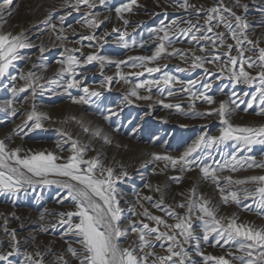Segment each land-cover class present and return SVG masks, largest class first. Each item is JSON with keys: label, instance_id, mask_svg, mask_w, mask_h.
<instances>
[{"label": "rangeland", "instance_id": "obj_1", "mask_svg": "<svg viewBox=\"0 0 264 264\" xmlns=\"http://www.w3.org/2000/svg\"><path fill=\"white\" fill-rule=\"evenodd\" d=\"M70 1L13 0V6L6 10L3 16H0V30L13 34L23 32L27 41L31 44V47L20 50V58L14 60L5 76L0 78V140H4L9 149L22 148L24 150L22 154H26L27 150L31 149L34 152L50 151L57 155L67 156L69 154L67 149L71 143L68 141V136H71L72 139L78 140L81 145L90 149L85 156L86 159L95 156L100 157L103 154H111L120 158V160L132 158L131 166H137L138 171L132 173L131 170H127L128 176L121 177L117 182L123 227L125 228L128 227L129 219L139 221L141 218L134 215V211L142 212L141 203L151 213L163 216L169 220V223L175 222L174 220L171 221L164 212L153 207V203L159 200L152 196V193H156L153 189L156 188L157 183H162L160 186L164 187L165 191L173 189L174 194L178 195L180 203L185 201V197L189 195L190 190L195 189L197 196L202 195L209 201L210 199L217 201L218 206L224 205L218 188L211 190L206 188L201 182H196V184L185 183L187 179L182 177V175L191 174L192 172L193 174L200 173L199 168L191 172H180L178 170L179 165L175 169L171 167L172 172L175 173L169 177L166 176L164 179L162 177V166L165 161H158L155 156L170 155L179 157L199 136H218L220 134L219 129L223 127V124L217 116L201 117L193 114L207 113L210 109L217 108L221 101L226 102V106L237 105V109L241 114L238 117L229 116L233 125L253 127L264 125V116L255 114L261 108L258 102L253 103L252 108H248L245 111L247 104L251 102L252 95L256 93V85L236 83L234 79H229L227 72H221L216 64H206L205 68L208 70L206 73L204 69H192L191 63H186L179 56H164L156 63L147 65L148 67H160V72L149 76L145 71L144 75L138 78L130 74L144 71V69H134L124 65L117 69L114 64L108 63H105L104 67L101 68L99 62L94 61L77 69L76 79L81 80V88L65 90L63 85L65 80L70 77H61L59 74L60 64L57 63V61L64 59L69 54L64 49H80V51L75 53L80 59H84L87 54L96 52L112 60H128L129 57L153 54L159 40L153 35L152 30L159 29L162 25L171 27L173 20L177 21L179 27H187V25L183 26L187 20H177L186 12V10L184 13L178 10L177 0H169L170 2L172 1V4L168 3L173 7L172 9H170L168 4L163 3V0H137L136 6L132 5V7H141V9L134 10L132 8L131 11L127 12L128 14L138 13L141 19L139 22L131 23L133 29L129 27L124 30L120 29L118 32H114L113 29H116L117 24L122 19L118 18L115 9L129 4L130 0H106L104 4H101L100 0H90L94 4L93 8L89 9L86 6H80L78 11L73 7L76 4ZM236 1L223 0V5H226L227 8L231 7L232 11L245 18L246 21L256 16L261 17L259 22L254 25L260 33V40L254 39L252 41L256 42L258 48H264V0H239V3ZM189 2L200 8L203 5L217 4L218 0H189ZM207 2L210 3L207 4ZM0 3H3V0H0ZM165 5H168V8ZM175 5L177 6L174 8ZM235 5L236 7H234ZM9 12L12 14L9 15ZM127 12L121 13L123 18H125L124 15ZM69 13L71 14L69 15ZM88 13H92L97 21L102 22L99 27L90 29L81 23H77L78 21H83ZM226 14L224 15L228 18V14ZM50 15L52 16L51 22L57 25L56 31H53L49 26L48 17ZM203 15L204 11H201L200 16L203 17ZM62 16L65 19L63 21V31L61 32L60 18ZM200 20L203 24V19L200 18ZM233 23L235 22L233 21ZM125 31L127 33L125 39L129 43L127 48L118 39V37L124 36ZM219 31L223 30L219 29ZM58 33L66 36L67 39L58 40ZM109 33L110 35H108ZM93 34L98 38L106 37L107 42L104 40L81 41L83 36ZM177 34L178 30L169 32V35L174 38ZM160 35H163V33H160ZM133 40L136 42L135 45L132 44ZM142 41L144 42L143 47L140 46ZM227 42L230 43L229 41ZM203 43L205 42L202 41L201 44ZM89 44L92 47H89ZM41 47L45 48L44 52L40 51ZM245 47L250 46L246 44ZM173 48L180 50L191 48L196 50V45L195 42H190L188 38L181 36L178 41H174L168 50L171 51ZM224 51V48L219 49L221 53ZM197 54L201 53L197 52ZM232 54L237 55V52L234 50ZM250 54L253 53L250 52ZM250 54L249 52L245 53L246 56H251ZM190 55L191 53H189ZM181 69L184 70L181 71ZM121 71L128 79L132 80V83L125 84L123 80L119 79L118 72ZM29 72L34 73L35 77L42 78L38 81L41 82L40 84L43 87H38L35 95L31 94V89L25 92H13L14 87L25 86V81L20 79V77L21 75H27ZM164 73L174 76L178 81L183 82L169 86L174 95H167L168 88H165L164 94L161 95L156 87L152 88L151 93H148L143 88L137 89L139 95H151V100L153 101L141 100L129 95L133 84L139 80L158 79ZM108 76L113 77L111 84L106 82V77ZM188 81H196V84L191 89L192 92H206L207 95L213 97L215 103L209 105L204 102L203 96H201L195 101V107H192V97L188 92L181 91L182 88L188 86ZM202 82L211 83V88L203 89ZM83 87H87L89 93L100 92L101 95L92 96L85 94L81 90ZM81 95H84L89 101L88 104L72 102V97ZM161 100L163 104L158 102ZM164 104H179L182 111H178L175 108H165ZM33 106H35V110L38 113L46 114L49 117V119L41 120V128L23 127L27 121L28 114L33 110ZM13 110H15V114H13ZM27 123L31 124L32 122L27 121ZM84 127H87L89 131L84 132ZM96 130L101 131V136H93ZM15 133H19V135ZM103 137H107L111 140V143H105ZM61 149H65V151H61ZM200 155L204 163L214 167L231 159L232 155H236L238 158L254 157L257 162H260L264 161V145L254 144L249 151L248 149L241 150L240 146L234 141H229L225 144L214 145L212 148L204 149ZM255 170H259L258 172L264 171V169H248L245 167L237 172L226 170L218 173V175L221 178V184H223V178L226 176L245 178L254 175V172H257ZM172 177L182 178L181 182H174ZM231 187L234 189L239 188V186ZM251 187L254 188L255 185H251ZM65 194L66 190L56 184L26 185L15 196L7 192L0 193V205L4 208L13 207L14 209L26 210L37 214L45 212L46 215L51 216L48 220L46 219L45 229L47 231L44 234L45 239H56L61 244H64L62 247L64 253H56V261L57 257L65 256L64 254L68 252L69 244L72 247H79L74 242L71 233L64 235L67 225L61 226L59 223V213L73 210V205L67 200L63 203L58 202ZM144 197H152V201L144 200ZM246 200L248 201L242 203V205H251L253 209H257L258 201ZM164 203L168 205L166 202ZM233 207L235 209L233 212L238 217V223L249 224L256 229L264 228V222H248L253 210L247 211V214L245 213L246 211H240V208L242 210L243 207L236 204ZM51 208L54 211H51ZM237 208L239 209L237 210ZM176 210L181 215L185 211L183 209ZM225 210H227L226 207ZM216 213L218 218H229L218 215V211ZM260 218L263 217L260 216ZM145 222L148 221L145 220ZM193 227L197 236L202 235L203 227L200 220L194 219ZM35 228L36 226L32 225L27 227V230H34ZM13 230H15L16 237L27 231L22 225H17L7 228L5 230L6 235L11 234ZM27 239L32 241V244L35 241L34 237H28ZM136 241V235L130 233L127 237L122 238L121 242L125 247L129 245L135 247ZM153 242L158 243L156 241ZM38 246L41 247L42 245L38 244ZM185 248L189 251L191 259L195 260L197 264H204V256H227L226 249L234 252L237 256L240 255L234 247L229 245L224 247L220 245L213 246V238L211 236L207 244L201 242L200 251H197L193 245H185ZM155 251L159 254H164V249L162 248L157 247ZM200 252L203 253V256L200 255ZM227 258L231 259L230 256ZM9 260L11 264H23V252L14 253L13 256L9 257ZM21 261L22 263H20ZM0 264H3V262H0ZM209 264H212V262H209ZM233 264H239V261H233Z\"/></svg>", "mask_w": 264, "mask_h": 264}, {"label": "snow or ice", "instance_id": "obj_2", "mask_svg": "<svg viewBox=\"0 0 264 264\" xmlns=\"http://www.w3.org/2000/svg\"><path fill=\"white\" fill-rule=\"evenodd\" d=\"M105 2L106 0H100L101 4ZM177 3L182 9H194L198 20L195 23L191 19L187 20L185 22L187 27L185 28H180L177 21L173 20L171 27L162 25L159 29L152 30L153 35L159 40L152 55L129 57L128 60H112L107 56L93 52L84 56V59H80L75 55L80 49H64L69 54L57 63L60 64L59 74L61 77H70L65 80L63 85L65 90L81 88V80L76 79L77 69L94 61H98L101 68L104 67L105 63H108L114 64L117 69H120L121 65L134 69H144V71L130 74L138 78L143 76L145 71L149 76L161 71L160 67H148V64L156 63L164 56H179L186 63L190 62L192 69H204L207 73L208 70L205 65L216 64L221 72H227L229 79H234L236 83L255 84L256 93L252 95L251 102L247 104L245 111L252 108L253 103L258 102L261 108L255 114L264 116V48H258L256 42L248 39L246 30L249 25L246 19L224 6L223 0H218L216 7L207 10L202 7L197 8L189 0H177ZM136 4L137 0H130L129 4L117 7L115 12L118 18L124 19L121 13L131 11L132 5ZM81 5L89 9L94 7L90 0H76V5L73 7L78 11ZM12 6L13 0H3V3H0V16H3L5 11ZM244 7L246 8V6ZM201 11H204L203 17L200 16ZM224 13H228V18L225 17ZM11 14L9 12V15ZM200 18L203 19V24L199 23ZM64 19L63 16L60 18L61 32L63 31ZM51 21L52 16L50 15L48 17L49 26L53 31H56L57 25ZM77 23L95 29L102 22L97 21L92 13H88L83 21ZM124 23L127 25L128 20L124 19ZM220 28H223L224 31H219ZM177 30L178 34L175 38L169 35L170 31ZM113 31L118 32L119 29H113ZM126 36L127 33L125 32L124 36H120L118 39L127 48L129 43L125 39ZM181 36L188 38L190 42H195L196 50L173 48L169 51V47ZM57 39L66 40L67 37L58 33ZM228 39L234 43H228ZM83 40H104L107 42L106 37L98 38L94 34L83 36L81 41ZM202 41L205 43L201 44ZM135 43L133 40L132 44L135 45ZM143 43L142 41L141 47H143ZM245 44L250 47L246 48ZM88 46L92 47L91 44ZM28 47H31V44L23 32L13 34L0 30V78L8 72L12 62L20 58V50ZM220 48H224L225 51L219 52ZM210 49L211 51H209ZM234 50L237 55L232 54ZM40 51L44 52L45 48L41 47ZM197 52L201 54H197ZM246 52H252L253 55L246 56ZM189 53H191L190 56ZM248 69H258V71L253 75ZM183 70L181 69V71ZM118 75L125 84L132 83V80L128 79L122 71L118 72ZM20 79L25 81V86L14 87L13 92H25L31 89V94L35 95L37 88L43 87L38 84V80L42 78L35 77L32 72L21 75ZM112 80V76L106 77L108 84H111ZM176 83L183 82L164 73L158 79L139 80L133 84L129 95L141 100H151V95H139L137 89L143 88L151 93L152 88L156 87L161 95L164 94V89L168 88L167 95L172 96L174 92L169 86ZM195 84L196 81H188V86L181 89V91L188 92L192 97L191 106L195 107V101L201 96L207 104H214L215 100L206 92L191 91ZM202 88L210 89L211 83L202 82ZM81 90L83 93L92 96L101 95L100 92L89 93L87 87H83ZM69 95L71 96L70 92ZM72 102L76 104L89 103L84 95L72 97ZM158 102L163 104L162 100ZM164 107L182 111L179 104H164ZM234 111L235 109L230 110L221 101L217 108L210 109L207 113H194V116L199 115L201 117L217 116L223 124V127L219 129L220 134L218 136H199L179 157L156 155L155 159L165 161L166 166H171L174 169L179 165L178 170L180 172H191L199 168L203 178L211 180L217 186L222 203L232 202L243 207L245 211H252L251 205H242V199L258 201L257 213L264 216V175H252L245 178H233L229 175L223 178V184H221V178L218 175V173L226 170L237 172L245 167L264 169V161L257 162L254 157L238 158L236 155H232L231 159L214 167L204 163L200 155L204 149L229 141H234L241 150L248 149L249 151L254 144L264 145V125L258 127L233 125L229 116ZM13 114H15V110H13ZM44 119H49V117L46 114L38 113L33 106L32 112L27 116V121L32 123L29 124L26 121L23 127L41 128V120ZM73 119L75 118L73 117ZM83 131L88 132L89 129L84 127ZM15 134L19 135V133ZM93 136H101V131L96 130ZM103 139L105 143H111L107 137H103ZM68 141L71 142L67 149L69 154L63 156L50 151L34 152L31 149L27 150L26 154H22L24 152L22 148L9 149L4 140H0V193L7 192L15 196L21 188L34 184H56L65 189L66 194L58 202L63 203L67 200L73 205V210L59 213V223L61 226L67 225L64 235L71 233L74 242L79 245L77 248L69 244L67 249L76 264H197L195 260L191 259L185 245H193L197 251H200L201 242L207 244L210 236L213 238V246L224 247L229 245L234 247L240 255L237 256L234 252L226 249L227 256H204V264H209V262L212 264H233V261L236 260L239 261V264H264V228L256 229L254 226L238 223L236 216L218 218L216 211L209 206L210 201L202 195L197 196L195 189L190 190L185 201L176 204L175 208L164 203L163 194L158 201L153 203V207L164 212L169 219L175 221L174 223H169V220L163 216L151 213L141 203L142 212L134 211V215L141 217L139 221L129 219L128 227H123L117 182L121 177H127L128 172L125 170L117 174L113 167H106L99 156L86 159L85 156L90 149L81 145L78 140L72 139L71 136H68ZM61 151H65V149H61ZM121 167L123 166L121 165ZM181 179L172 177L176 183H180ZM250 184L255 185V187L251 189L246 187ZM231 186L245 187L234 189ZM153 190L161 191L159 187ZM143 199L152 201V197H144ZM176 209L185 211L181 215ZM41 218L43 219V217ZM194 219H198L202 223L203 232L200 236L195 234ZM42 231H47V229H42ZM130 233L137 237L135 247L131 245L125 247L121 242L122 238L127 237ZM10 235L11 250L0 253V262L3 264H11L9 257L19 252V241L16 239L15 230ZM157 247L164 249V254L157 253L155 251ZM200 255L203 256V253L200 252ZM229 256L231 259L227 258ZM23 264H44V257L39 251L24 252ZM56 264H70V261L59 256Z\"/></svg>", "mask_w": 264, "mask_h": 264}, {"label": "bare ground", "instance_id": "obj_3", "mask_svg": "<svg viewBox=\"0 0 264 264\" xmlns=\"http://www.w3.org/2000/svg\"><path fill=\"white\" fill-rule=\"evenodd\" d=\"M70 2H74L76 4V0H71ZM171 2L169 0H163V3H166V4H168V3L170 4ZM174 3H176V2H174ZM208 3H210V2H207V4ZM230 3H231V1H230ZM236 5H238V4H236ZM236 5L234 7H236ZM81 6H84V5H81ZM135 6L132 7V8H134V10L135 9H141V7L139 8V7H135ZM159 6H160V4H159ZM159 6H157V7H159ZM176 6L177 5H175L174 8ZM216 6H217V4L216 3H213V4H210V5H203L201 7L204 10H207V9H210V8L216 7ZM224 6H226V5H224ZM169 7H170V9L173 8L171 5H169ZM177 8H178V10H180L183 13L186 10V9L180 8L179 6H177ZM230 9H232V8L230 7ZM124 17H125L124 19L128 20V24L126 25L124 23V19H122L117 24L116 29H119V30L120 29H123L124 30V29H127L129 27H131V29H133L132 26H131V23L139 22V20L141 19L140 18V15L138 13L137 14L136 13H133V14H130L129 13L128 14V12H127V14H125ZM227 17H228V15H227ZM179 19L182 20V21H183V19H185V20L191 19L195 23V22H197L198 17L196 16L194 9H187L186 12L180 18H178L177 20H179ZM259 19H261L260 16H256L255 18H252V19H247V23H248L249 27L246 30V32H247L248 39H250V40H254V39L257 40V39L260 38V33H259V31H257L258 29H256V26H254L255 24H257V22H259ZM199 22H200V24H202L200 19H199ZM185 25H187V24L184 23L183 26H185ZM220 30H223L224 31V29H221V28H220ZM227 41H229L230 43H234L233 41H231V39H228ZM260 45H261V43H260ZM249 54H250V52H249ZM250 55L252 56L253 54H250ZM248 71H251L253 74H256V72L258 71V69H248ZM38 83H39V85H41L40 84L41 82L38 81ZM151 101H153V100H151ZM143 103H144V101H143ZM152 105H153V102H152ZM227 107L230 110L231 109H235V111L230 116H234V117L240 116L241 113L238 111L237 105L231 104V105H227ZM100 158H101V161L104 163V165L106 167H113L115 169V172L117 174L120 173L121 171H125V170L126 171L127 170L128 171L131 170L132 173L138 171L137 166H135V165L134 166H131L132 158H129L128 160H123V159L120 160V158L114 157L111 154H103V155L100 156ZM117 165H119V166L117 167ZM121 165L123 167H121ZM255 171H257V172L256 173L254 172V175L255 174L256 175L257 174L258 175H264V171L263 172H258L259 170H255ZM162 173H163L162 177L165 179L166 176L169 177V176L173 175L175 172H172L171 166H166V162H165L163 164V166H162ZM182 177H184L185 179H187L186 182H185L187 184L188 183H195L196 184V182H201L206 188H209L211 190H215L217 188V186L214 185L211 182V180L203 178V175H202L201 172L200 173L197 172L195 174H193V172L191 174H184V175H182ZM163 178H162V180H163ZM160 184L162 185V183H157L156 184V187H159L161 191L160 192H156L155 194L152 193V196H154L155 199H157V198L160 199L161 195L163 194L164 195V202H166L168 205H172V207L175 208L176 204L180 203L179 200H178V195L177 194L176 195L174 194L173 189H167L165 191L163 189L164 187L162 188L160 186ZM240 187H245V186H239V188ZM246 187H248L250 189L252 188L251 185H247ZM199 195H200V193H199ZM241 195H242V193H241ZM156 201H158V200H156ZM246 201H248V200H246V199L243 200L242 199V203H245ZM234 205H235V203L230 202L228 204H224L222 206L221 205L218 206L217 201H214V200H211L210 199V207L213 208V210L218 211V215H220V216H227L229 218L235 216V212H233V210H235L234 207H233ZM225 207L227 208V210H225ZM238 209L239 208H237V210ZM252 209H253V206H252ZM254 210H255V212H254ZM51 211H54V210L51 208ZM240 211H245V210L243 208L241 210V208H240ZM245 213L248 214L247 211ZM260 216L261 215H259L257 213V210L256 209H253L252 214H250V217H249L248 222H251V221H257L258 223L264 222V216H262L263 218H260ZM41 217H43V219ZM50 217L51 216L50 215H46L45 212H41V213L37 214V213H33V212H28L26 210L25 211H21V210H18V209H14L13 207L4 208V207H2V205H0V253H4V252H7V251H10L11 250V247H10L11 235L10 234L9 235H6V233H5V230L7 228L9 229L10 227H13V226L22 225L23 228H25V230H27V227H31L32 225H34V226H36V228L34 230H27V231H24L23 230L24 231V234L16 237V239L19 241V251L20 252H23V253L24 252L33 253V252L39 251L41 253V255H43V257H44V264H56V260H55L56 253H64L63 248H62L64 244H61L56 239H55L56 241L54 239H51V240L45 239V236H44L45 231H42V229H45L47 220ZM44 219L45 220L47 219V220L45 221ZM28 237H34L35 238V241H34L33 244H32V241H29L27 239ZM38 244H41L42 246L40 247V246H38ZM53 251H54V253H53ZM64 255H65L64 256V259L69 260L70 261V264H76V261L74 260V258L71 257V254L70 253L66 252ZM19 256H18V258H19ZM20 263H22V261Z\"/></svg>", "mask_w": 264, "mask_h": 264}]
</instances>
